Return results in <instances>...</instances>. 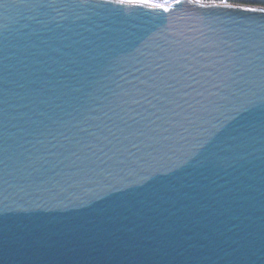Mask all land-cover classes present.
Segmentation results:
<instances>
[{
    "label": "water",
    "instance_id": "obj_1",
    "mask_svg": "<svg viewBox=\"0 0 264 264\" xmlns=\"http://www.w3.org/2000/svg\"><path fill=\"white\" fill-rule=\"evenodd\" d=\"M200 7L0 0V264H264V9Z\"/></svg>",
    "mask_w": 264,
    "mask_h": 264
},
{
    "label": "bare ground",
    "instance_id": "obj_2",
    "mask_svg": "<svg viewBox=\"0 0 264 264\" xmlns=\"http://www.w3.org/2000/svg\"><path fill=\"white\" fill-rule=\"evenodd\" d=\"M198 1L199 0H171V2L167 1V2L161 3V2H155L153 0H130V1L129 0H122L123 3L145 6L148 8H159V9H170L171 8V9H173V7L175 6V8H178L179 10H190V11H198L197 7L203 6V8H208V9H209V7H211V9H210L211 12L218 11L217 9H219L220 11L222 10V12H223L224 8H227V7H224V5L228 6V8L230 6H234V4L231 2L224 3V0L211 1L210 3L208 2L204 5H202ZM236 5H238V8L244 7V5L243 6L241 5V3H236ZM170 6H172V7H170ZM247 7H249V5H247ZM222 12L217 13V14H221Z\"/></svg>",
    "mask_w": 264,
    "mask_h": 264
},
{
    "label": "trees",
    "instance_id": "obj_3",
    "mask_svg": "<svg viewBox=\"0 0 264 264\" xmlns=\"http://www.w3.org/2000/svg\"><path fill=\"white\" fill-rule=\"evenodd\" d=\"M199 1L211 2V1H220V0H199ZM226 1L232 3H245V4H253V5L258 4L264 6V0H226Z\"/></svg>",
    "mask_w": 264,
    "mask_h": 264
},
{
    "label": "rangeland",
    "instance_id": "obj_4",
    "mask_svg": "<svg viewBox=\"0 0 264 264\" xmlns=\"http://www.w3.org/2000/svg\"><path fill=\"white\" fill-rule=\"evenodd\" d=\"M153 1H155V2H171V0H153ZM198 2H201V3H208V2H204V1H198ZM210 3V2H209ZM224 3H227V1H224ZM232 3V2H231ZM234 5H236V3H233ZM241 5L243 6H246L247 7V5H249V7H252V8H263L264 9V6L263 5H258V4H256V5H253V4H245V3H241Z\"/></svg>",
    "mask_w": 264,
    "mask_h": 264
}]
</instances>
